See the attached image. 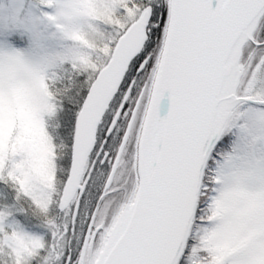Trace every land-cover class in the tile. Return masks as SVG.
<instances>
[{
  "label": "snow or ice",
  "instance_id": "snow-or-ice-1",
  "mask_svg": "<svg viewBox=\"0 0 264 264\" xmlns=\"http://www.w3.org/2000/svg\"><path fill=\"white\" fill-rule=\"evenodd\" d=\"M0 264H264V0H0Z\"/></svg>",
  "mask_w": 264,
  "mask_h": 264
}]
</instances>
